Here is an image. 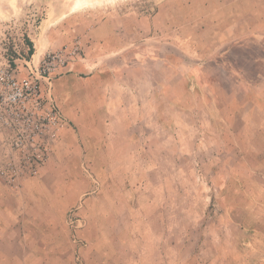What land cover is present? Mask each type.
Instances as JSON below:
<instances>
[{
  "label": "rangeland",
  "instance_id": "1",
  "mask_svg": "<svg viewBox=\"0 0 264 264\" xmlns=\"http://www.w3.org/2000/svg\"><path fill=\"white\" fill-rule=\"evenodd\" d=\"M70 1L0 3L68 125L0 179V264H264V0Z\"/></svg>",
  "mask_w": 264,
  "mask_h": 264
},
{
  "label": "built area",
  "instance_id": "2",
  "mask_svg": "<svg viewBox=\"0 0 264 264\" xmlns=\"http://www.w3.org/2000/svg\"><path fill=\"white\" fill-rule=\"evenodd\" d=\"M46 61L36 74L21 78L10 68H0V145L5 152L0 179L7 185L36 176L68 126L51 96Z\"/></svg>",
  "mask_w": 264,
  "mask_h": 264
},
{
  "label": "bare ground",
  "instance_id": "3",
  "mask_svg": "<svg viewBox=\"0 0 264 264\" xmlns=\"http://www.w3.org/2000/svg\"><path fill=\"white\" fill-rule=\"evenodd\" d=\"M3 1L4 0H0V3L3 2ZM7 1H10V5L15 4V2H16V0H7ZM63 1H65V0H63ZM121 1H125V0H71L70 1V11L74 12V11H77V10L84 9L86 7H96V6H102V5H113V4H115L117 2H121ZM61 3L63 4V2H61Z\"/></svg>",
  "mask_w": 264,
  "mask_h": 264
}]
</instances>
